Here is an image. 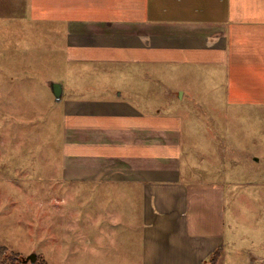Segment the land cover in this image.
<instances>
[{
  "label": "crops",
  "instance_id": "crops-1",
  "mask_svg": "<svg viewBox=\"0 0 264 264\" xmlns=\"http://www.w3.org/2000/svg\"><path fill=\"white\" fill-rule=\"evenodd\" d=\"M30 7L63 54L60 67L72 72L71 82L49 80L63 85L64 135L62 174L48 182L80 183L81 211L89 184L112 200L102 209L112 224L85 225L89 216H81L79 231L94 230L87 242H101L105 231L112 246H127L126 261L138 248L139 264H212L222 248L215 264H226L224 188L186 168L184 115L146 105L153 101L140 77L151 78L153 67L176 71L185 82L176 99L194 103L219 92L224 103L264 102V0H30ZM96 71L129 77L126 91L85 87L82 77ZM166 93L172 109L174 93Z\"/></svg>",
  "mask_w": 264,
  "mask_h": 264
},
{
  "label": "rangeland",
  "instance_id": "rangeland-1",
  "mask_svg": "<svg viewBox=\"0 0 264 264\" xmlns=\"http://www.w3.org/2000/svg\"><path fill=\"white\" fill-rule=\"evenodd\" d=\"M30 14V0H0V264H139L138 248H130L137 252L126 261L127 246H112L105 231L93 244L87 240L94 230L79 231L81 216H89L85 225L115 220L102 212L112 200L99 196L96 184H89L81 211L80 183L48 182L62 174L64 135L61 99L49 80L66 75L71 82L72 72L60 67L62 52L49 46L48 26ZM151 74L140 77L142 93L153 101L146 105L184 115L186 168L224 188L226 264H264V102L224 103L220 92L197 96L209 102L176 99L183 78L159 67ZM122 76L96 71L82 78L85 87L97 85L107 95L115 85L126 91L130 78ZM167 89L174 93L172 109ZM32 253L36 262L27 260Z\"/></svg>",
  "mask_w": 264,
  "mask_h": 264
},
{
  "label": "water",
  "instance_id": "water-1",
  "mask_svg": "<svg viewBox=\"0 0 264 264\" xmlns=\"http://www.w3.org/2000/svg\"><path fill=\"white\" fill-rule=\"evenodd\" d=\"M52 89L53 93L56 96L57 100H60L62 98L63 93V85L61 82H53L52 83ZM30 259L32 262H36L37 260V254L32 253L27 257V260Z\"/></svg>",
  "mask_w": 264,
  "mask_h": 264
},
{
  "label": "trees",
  "instance_id": "trees-1",
  "mask_svg": "<svg viewBox=\"0 0 264 264\" xmlns=\"http://www.w3.org/2000/svg\"><path fill=\"white\" fill-rule=\"evenodd\" d=\"M2 247H0V253H2V250H1ZM222 254V248H217L212 254H211V262L212 264H215L219 257L221 256Z\"/></svg>",
  "mask_w": 264,
  "mask_h": 264
}]
</instances>
